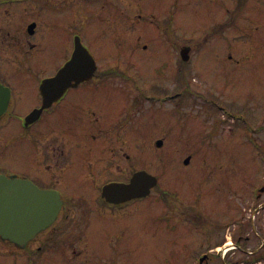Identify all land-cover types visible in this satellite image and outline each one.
I'll list each match as a JSON object with an SVG mask.
<instances>
[{
  "label": "flooded vegetation",
  "instance_id": "flooded-vegetation-1",
  "mask_svg": "<svg viewBox=\"0 0 264 264\" xmlns=\"http://www.w3.org/2000/svg\"><path fill=\"white\" fill-rule=\"evenodd\" d=\"M258 30L264 0H0V264H125L154 224L165 264H264V47L230 54ZM67 65L69 85L38 111L42 83ZM197 65L225 82L222 96L234 71L244 81L241 115L228 114L242 174L217 181L203 164L208 206L178 186L196 183L180 175L192 156L154 159L158 139L142 134L157 121L136 114L181 105ZM138 173L156 178L147 195L118 190Z\"/></svg>",
  "mask_w": 264,
  "mask_h": 264
},
{
  "label": "rangeland",
  "instance_id": "rangeland-1",
  "mask_svg": "<svg viewBox=\"0 0 264 264\" xmlns=\"http://www.w3.org/2000/svg\"><path fill=\"white\" fill-rule=\"evenodd\" d=\"M262 32L261 30L254 31L252 38L233 39L230 50L232 61H241L242 54L249 51L247 48H263L264 33ZM245 48L246 50H244ZM197 66V71L208 80L204 82L198 72L191 73L183 84L185 98L181 105H177L175 101L164 103L160 100L158 103L153 102L149 110L143 109L141 112L137 111L136 114H143L146 111L153 114L154 120L157 121L154 122L152 133L142 134L143 140H163L159 150L153 146L154 159L192 156L193 162L187 168H182L180 175L184 180L188 178L189 181L196 183L183 187L184 182H180L178 186L187 196L195 189L203 190L202 198L205 206H208L210 202L209 187L207 185L203 188L201 184H198V180H202L203 164L208 165L206 169L212 170L211 174L217 181L225 180L226 177H231L234 180L240 178L242 174L244 147L240 129H236V122L226 115L230 113L241 115L239 113H241L244 81L241 71H234L231 76L232 81L230 84L226 83L229 85L228 92L222 96L220 94L225 82H218L215 77L206 74V70L202 66ZM144 72L147 73V71ZM153 81H155L153 85L157 86L156 80ZM172 87L171 83H164V86L160 88L153 87L151 89L168 92V90H172ZM157 123L167 124L168 132H160L156 129ZM238 185L239 181L236 186ZM250 185H253V182H248V186ZM224 191V186L217 184L216 193ZM158 209V205L157 208L153 206L152 212L154 213ZM152 229L155 235L154 239L146 247L136 245L135 256L125 261V264H165L163 255L167 251L168 242L163 240L160 224H154ZM136 230V233L143 234L146 230L145 223ZM140 242L139 239L133 238L132 240L133 244ZM122 256L120 260L126 259L124 255Z\"/></svg>",
  "mask_w": 264,
  "mask_h": 264
},
{
  "label": "water",
  "instance_id": "water-1",
  "mask_svg": "<svg viewBox=\"0 0 264 264\" xmlns=\"http://www.w3.org/2000/svg\"><path fill=\"white\" fill-rule=\"evenodd\" d=\"M72 71L73 70L69 65L67 69L59 72L56 77L48 79L42 83L40 89L43 95V106L40 110L45 107H49L52 102L57 100V98L62 95L63 91L70 83V74L72 73ZM156 145L160 147L162 145V141H157ZM188 160L189 158H187L185 162H187ZM155 183V177L147 175L145 173H138L136 176H134L129 185H118V187H120L118 190L133 197H140L147 195L150 191V188L153 187Z\"/></svg>",
  "mask_w": 264,
  "mask_h": 264
}]
</instances>
